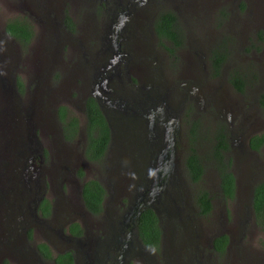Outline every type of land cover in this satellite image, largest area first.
<instances>
[{
	"label": "rangeland",
	"instance_id": "rangeland-1",
	"mask_svg": "<svg viewBox=\"0 0 264 264\" xmlns=\"http://www.w3.org/2000/svg\"><path fill=\"white\" fill-rule=\"evenodd\" d=\"M104 1L0 0V264H49L39 258L35 245L45 242L52 249L63 247L59 231L65 228V221L86 217L79 195L83 180L96 178L107 185L103 210L89 220L95 225L88 227L100 236H112V220L135 201L139 186L134 182L141 172L136 157L128 151L132 149L131 134L137 144L142 143L143 116L138 123L133 115L114 117L111 151L87 166L81 164L78 153L82 133L70 143H63L60 136V105L79 118L83 127L82 101L90 93L89 77L94 70H87L85 78L79 60L84 50L99 66L101 58L111 54L113 47L106 48L109 29L104 25L116 20L115 12L123 14L127 35V27L131 28L126 43L130 66L119 78L120 85L116 77L112 83L119 88L122 84L140 88L142 93L145 85H160L164 100L174 107L177 126L204 164L198 182H192L183 169L172 175L174 183L164 185L155 205L164 233L162 243L153 250L136 241L128 264H150L147 258L152 256L155 264H264V231L249 216L252 178L248 175L264 177V144L247 154L240 146L243 133L237 130L241 138L233 135L226 155L244 185L231 199L221 195L211 154L218 124H227L229 131V125L233 129L240 124L264 133V112L257 104L264 93V0ZM105 5H113V9L104 13ZM164 9L178 18V46L156 38L151 30L153 15ZM65 16L74 22L71 29L63 21ZM11 19L25 20L31 26L27 45L5 31V23ZM120 45L123 48L122 42ZM215 52L225 54L218 72ZM234 70L244 77L241 91L229 81ZM133 99H138L137 104L143 100L136 94ZM192 121L198 129L189 138ZM118 151L129 155L117 156ZM122 164L124 171L113 169ZM198 188L211 192L213 206L207 214L200 213L193 199ZM41 196L55 205L47 218L37 211ZM98 224L101 227L95 228ZM220 232L229 236L222 252L211 246V239Z\"/></svg>",
	"mask_w": 264,
	"mask_h": 264
},
{
	"label": "flooded vegetation",
	"instance_id": "flooded-vegetation-1",
	"mask_svg": "<svg viewBox=\"0 0 264 264\" xmlns=\"http://www.w3.org/2000/svg\"><path fill=\"white\" fill-rule=\"evenodd\" d=\"M108 1L109 0H105L104 1L105 4ZM110 2H114L116 4V0H110ZM51 3L52 2H49V4ZM101 5L102 6L104 5L102 4V1H101ZM112 6L105 5L103 12L105 13L106 9H113ZM54 8L56 7L53 5V9ZM159 12L160 11L154 14L152 19L149 22V24H151V30L153 31V34L158 39L167 40L169 41V43L175 46H178L179 44H175L172 39L167 38V37H160L158 35L157 30H156L155 20ZM104 13L102 15V20L104 19ZM121 15L123 14H120V12H115L114 17L116 20L112 21L111 24L104 25L105 29L107 30L109 29L107 37H106V40H109V42H106L107 43L106 48L108 49L110 48V46H112L113 48H112L111 54L101 58L100 60L101 63L99 66L94 64V61L91 59L92 55H90V52L88 53V55H85V52L83 50V55H81L82 59H80L79 62L84 67V71L82 72L84 77L87 78V70H91V69L94 70V73L93 71H91L93 76L89 77L92 80V82H89L90 93L85 95L82 101V107H81L82 111L81 112L83 113L85 120L83 122L82 129L80 128L81 126L78 122V132L76 136H74L72 139H67L64 137L63 128L61 124L60 125V136L62 138L63 143H66V142L70 143V141L75 140L78 137V135L82 133V142H81L78 153L82 159V162L80 161L81 164H84V166L85 165L87 166V164L91 162V160L87 159L84 155V148H85V142H86L85 128H86V123L88 119L87 109H86V100L88 99V97L94 98L98 108L100 109L101 113L106 119L107 125L109 127V140L105 148L103 157L108 152L111 151L110 147L115 138V134L113 132V126H112V121H114V117L119 116V115H125V116L133 115L132 117L137 120L139 116H143L146 121L143 125V130H141L143 134L140 133L142 137V143L137 144L136 140L134 139L136 137L133 134H131L130 142L132 145L131 147L132 149L128 151L129 153H132L134 157H136L134 161L137 165L139 172H141V174L138 175L136 181L134 182L135 184H138L139 186L138 191H137L138 194L135 196V201L132 202V204L128 206L129 208L125 210L121 214V216L117 215L112 220L111 224L116 225V226L114 225V228L111 229V230H114L113 235L106 236L104 233L105 236H100L98 233L95 232L96 233L95 234L92 230H89L88 227H93L95 225V224L94 225L89 224V220L99 215V213L103 210L104 201L107 196L106 195L107 185L106 183L98 179L103 185V187L105 188L106 193L102 199V210L97 213L91 212L84 205V201L82 199V194H81L82 184L80 185L79 195H80V200H81V207L85 211L84 216L88 217V219L85 220L86 217L85 218L75 217V218L67 219V221H65V228L62 230V232L59 231L60 232L59 238H61V241L64 242L65 245L58 249H52L47 244L53 256L58 252H63L67 250L71 251L74 264H128L127 262L128 258L133 253H135L134 244H137L136 241H138L141 244V246L144 248L157 250L153 246L144 244L139 236L138 219H139V215L142 209H144L145 207H151L153 208V210L156 212L158 216V224L160 227V236H159V242H158V246H159L162 243L164 233L161 227V220H160V217H159V214H158V211L155 205L161 200V197H162L161 195H162V190L164 188V185H166L169 182L174 183L175 179L173 180L171 179L172 175L175 172H183V169L186 171L188 178L192 182H198L201 179L200 178L197 181H194L191 179L189 175V170L187 167V158L191 152L192 147H194L196 152L197 150L193 143H191L190 141L188 142V139L184 136L181 128L177 126L178 118L172 115L175 111L174 107L173 106L170 107L167 104V101L164 100V97L162 95L163 90L161 89L160 85L158 84L156 85V83L154 85L152 84L149 86L145 85L146 87H145L144 93H142L140 91V88H138L139 91L136 90L133 86H129V85L126 88L125 84H122L123 88H119L114 85L115 82L112 83L113 78L116 77L118 78L116 80V83L120 85L119 78L122 77V74L127 71V67L130 66V63H129L130 62V51L127 50L126 43L131 34V28L127 27L128 30H130V34L127 35L123 29L124 24H122L123 19H121L120 17ZM63 21L65 24H68V28L71 29V26L74 23L72 22L71 18L69 16H65V19ZM112 27H113V30L110 32V28ZM102 31L106 34L104 29H102ZM85 36L87 35L85 34ZM121 42L123 43V48L120 45ZM215 68H216V65H215ZM229 81H230V77H229ZM108 83L110 84V86H108ZM232 85L234 86L236 90L241 91L237 89L233 83ZM155 86H158V87H155ZM244 86H245V83H244ZM244 86H243V89H244ZM135 94L139 96L141 99L143 98V100H140L139 104H137V101L139 98L135 100L133 99ZM261 94L262 93H260L259 95L257 104L260 105L261 110H263L264 112V107L262 106L260 102ZM66 114H67L66 117L71 115L68 113L67 110H66ZM233 119L234 118L231 117L230 122ZM78 121H79V118H78ZM137 123H138V120H137ZM196 126H197L196 122L192 121L191 125L188 128L189 138L195 133L194 131L195 128L198 129V126L197 127ZM215 127L216 128H215V133H214L213 144L216 141L218 130L221 128L223 129L225 138L228 142V148L232 147L233 145V140H232L233 135L235 134L239 135V132H237V130L241 131L244 135L243 136L241 134L243 136L242 140L244 142L240 146H243L246 149L245 153L247 154L253 153V152L255 153L256 151L260 150L264 144V141H263L258 149L251 147L250 137L253 135L262 134L261 132H253V130L251 129L252 126L244 127L238 124L236 127L232 129V127L229 125L230 131L228 129L227 124L226 125L218 124ZM137 128L140 131L139 127ZM175 128L178 131H176ZM228 148L224 150L223 153H224V156L227 157L225 158L226 161L227 162L229 161L228 169L234 175V185H235L234 195H235L236 189H239V188L241 189V186L244 185V182L241 179H237L235 175V171L231 168V163L229 160L230 158L226 155V153L228 152ZM183 152H185L184 155H183ZM211 154H212L213 162L215 165L216 161L214 159V154L212 152ZM115 155L117 156L119 155L121 157L127 158L128 157L127 155L129 154H126L123 151L122 152L118 151L116 152ZM95 162H98V161H95ZM123 162L124 160L120 161V163H123ZM76 164L78 165V163ZM123 165L124 164L116 165L113 169L115 170L122 169L124 171L126 167H124ZM32 167H34L33 164H32ZM214 170L218 177V186H219L221 195L226 199H231L232 197L229 198L223 195L221 191V186H220L221 181H220V176H219L220 174L219 170L217 167H215ZM248 175L249 177L251 176L252 178V182L249 186L250 187V194H249L250 215L249 216L252 215V219L254 220V213L251 207V197H252L253 185L264 177L257 178L256 174L255 175L248 174ZM197 191L198 190H196L195 196L193 197L196 205H197L196 203ZM208 192H209L211 204L213 206L211 192L209 190ZM43 198L45 197L41 196L37 202V211L40 217L47 218L49 214L51 213L53 214L55 205H53L52 202L48 200L50 203V212L48 215H43L42 210L39 208V203ZM73 209H76V207L73 206ZM80 214L75 213V216H79ZM73 222H76L79 224L81 228L80 233H73L71 231L70 225ZM97 227H101V224H98L95 226V228ZM221 233H224V232H220L218 234H221ZM218 234H216L215 236H217ZM214 237L211 239L212 247H213ZM228 243H229V236H228V241H227L225 249L227 248ZM138 248H141V247H138ZM35 249L37 251L39 258L41 260L45 259L42 256L41 252L38 250L37 246ZM46 260L49 261V264H54L53 260H50V259H46ZM147 260L150 262V264H155L156 262L155 256L149 257L147 258Z\"/></svg>",
	"mask_w": 264,
	"mask_h": 264
},
{
	"label": "trees",
	"instance_id": "trees-1",
	"mask_svg": "<svg viewBox=\"0 0 264 264\" xmlns=\"http://www.w3.org/2000/svg\"><path fill=\"white\" fill-rule=\"evenodd\" d=\"M156 30L160 37H167L174 41L175 44H181L180 25L176 14L169 9L161 10L155 20ZM5 31L17 39L22 45H27L31 38V26L28 22L21 19H11L5 23ZM225 58L222 52H215L214 63L216 72L220 63ZM230 81L237 89L242 90L245 80L239 71L234 70L230 74ZM260 102L264 107V93L261 94ZM87 123H86V142L84 155L91 161H100L104 155L105 148L109 140V127L106 119L98 108L93 97H88L86 100ZM66 107L60 105L58 107V116L62 121L63 135L67 139H72L78 132V119L74 115L66 117ZM264 141V133L261 135H253L250 137L251 147L258 149ZM228 148V142L225 138L223 129H219L216 141L213 144L211 152L214 154L215 167L219 170L221 191L225 197H233L235 192L234 175L228 169V162L224 157L223 151ZM187 167L192 180L197 181L201 178L204 172L203 162L194 147L187 158ZM82 174V169L79 170ZM106 191L101 182L96 178H89L83 181L81 187L82 199L84 205L93 213L102 210V199ZM196 203L200 213L207 214L212 204L208 190L204 188L198 189L196 193ZM251 207L254 213V220L258 227L264 231V178L260 179L253 185ZM39 208L43 215H48L50 212V203L47 198H43L39 203ZM73 233H80L81 228L78 223L73 222L70 225ZM138 232L142 242L146 245L157 247L160 236V227L158 224V216L151 207L142 209L138 219ZM228 241V236L225 233L218 234L214 237L213 247L218 252L224 251ZM38 250L45 259L54 261V264H74L72 252L67 250L58 252L54 256L49 250L45 242L36 244Z\"/></svg>",
	"mask_w": 264,
	"mask_h": 264
}]
</instances>
